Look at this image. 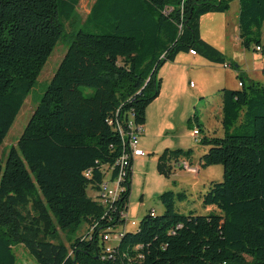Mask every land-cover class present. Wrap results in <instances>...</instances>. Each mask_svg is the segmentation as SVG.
Segmentation results:
<instances>
[{
  "label": "trees",
  "instance_id": "trees-1",
  "mask_svg": "<svg viewBox=\"0 0 264 264\" xmlns=\"http://www.w3.org/2000/svg\"><path fill=\"white\" fill-rule=\"evenodd\" d=\"M80 1L0 0V148L58 42L70 40L20 140L0 161V264H17L16 245L38 264H264V84L246 83L241 70L243 86L222 90L224 135L204 133L200 140L208 148L200 168L223 166V181L203 195V205L220 214H181L176 202L187 194L165 191L159 197L164 212L152 209L128 230L123 215L134 161L120 198L108 206L98 199L129 152L120 126L133 117L144 127L165 64L194 50L236 69L201 36L202 17L229 12L234 0H95L68 36L66 23L74 21ZM238 1L241 45L264 56V0ZM190 122L203 132L196 112ZM193 153L166 149L160 174L170 178L172 163L192 162ZM119 229L114 252L104 257V236Z\"/></svg>",
  "mask_w": 264,
  "mask_h": 264
},
{
  "label": "rangeland",
  "instance_id": "rangeland-1",
  "mask_svg": "<svg viewBox=\"0 0 264 264\" xmlns=\"http://www.w3.org/2000/svg\"><path fill=\"white\" fill-rule=\"evenodd\" d=\"M94 2L95 0L80 1L74 21L66 23L68 36L86 21ZM239 12V1L234 0L231 2L229 12L225 14L214 13L211 19H205V16L201 19L202 34L205 33L206 29L212 30V39L214 41L208 43L223 52L229 61L234 63L236 69H228L224 65L215 63V68L186 66V77L180 88L173 86L171 76L168 81L166 79L167 84L165 85L164 93L156 106H173V110L169 113L165 112L161 136L175 142L169 144L171 147L163 146L161 148L160 140L155 139L158 134L153 136L149 131H146L141 136L140 147L150 155L144 159L136 160L134 164L130 207L127 213L130 221L128 230L135 231L142 218L152 209L156 210L158 215L164 212V206L159 197L165 191L185 192L187 194L188 198L186 201L176 202L177 211L181 214L188 215L191 211H195L197 215L220 214V210L216 206L205 207L203 205V195L208 191L211 181L217 183L223 181L224 170L222 165L209 167L211 168L209 173L211 176L210 181H200L191 192L182 183L180 184L181 187H177L174 181L172 183L167 181L169 178L161 175L158 170V159L166 149L173 150L183 147L187 150L192 149L194 151L193 155L198 160L199 157L205 154L203 152L205 146L200 144L204 133L222 137L223 127L222 123H220L222 90L240 88L238 84L240 80L237 78L238 76L236 77L237 70H241L240 72L244 75L246 83H248V79H255L264 84V76H261V72H257L259 64L262 62V57L259 56L260 53H256L253 49L246 50L241 45L239 38ZM262 39L264 41V27ZM69 45L70 40L66 38L58 42L0 148V161L6 162L10 150L20 140L24 129L66 55ZM247 71H253L252 76H248ZM203 75L209 78L206 82L203 80ZM201 89H204L203 95L199 92ZM83 91L88 95L94 92L93 89L86 87L83 88ZM195 112L203 126L200 139H195L194 137V130L198 128L197 125L194 122H190ZM160 120H162V116H155L152 122H154L155 126H158ZM156 155L159 157H156ZM89 195L96 198V193L93 191H89ZM132 222H137V226H133ZM87 230L86 227L78 235H85ZM112 237L117 240L115 234H112ZM61 239L68 247L70 246L66 234L61 233ZM114 240L108 242V245L115 246L118 244ZM14 251L17 255V264H38L24 246L16 245Z\"/></svg>",
  "mask_w": 264,
  "mask_h": 264
},
{
  "label": "crops",
  "instance_id": "crops-1",
  "mask_svg": "<svg viewBox=\"0 0 264 264\" xmlns=\"http://www.w3.org/2000/svg\"><path fill=\"white\" fill-rule=\"evenodd\" d=\"M211 18H213L212 14L205 15V19H211ZM201 36H202V38L204 40H206L209 43L214 41V39H212L213 35H212V30L211 29H206L205 33H203V34L201 32ZM259 56L262 57V62H260L257 72L258 73L261 72L262 73L261 76H264V56L262 54H259ZM186 66H188V67L189 66H191V67L202 66V67H206V68H215L216 67V66H214V63H211L210 61H208L205 58L199 56L198 54L196 56H193L190 53H181V54H179L176 57L174 62L165 64L164 67L161 69V71L159 73V78L161 77V80H162L161 92H160L159 97L155 101H153V103H151V105H149L148 108H147L146 123H145V125L143 127V132H142V135L146 131L147 132L149 131L153 136L155 134H158V136L155 139H157V140L159 139L160 140L159 143L161 144V148L163 146L171 147L169 144H173L175 142L174 140L165 139V138H162V136H161V131L163 130V118H164L165 112L169 113L171 110H173V106L171 107V106H156V105L158 104V102L160 101V99H161V97H162V95L164 93L165 85L167 84L166 79L168 81V78L170 76L173 79L172 80L173 86H175L176 88H180L181 87V84L184 82L185 77H186V70H185ZM226 68H228V67H226ZM247 73H248V76H252L251 74H253V71H247ZM237 76H238V72L236 73V77ZM202 77H203V80L205 82L209 79V78H207L206 75H203ZM252 80L257 81L255 79H252ZM257 82H260V81H257ZM203 90L204 89H201L199 91L200 94H202V95H203V93H202ZM202 95H200V96H202ZM220 113H221L220 123H222V106H220ZM155 116H158V117L162 116V120H160V123H159L158 126H155L154 122H152L153 118ZM208 132H209V130H208ZM207 135L211 136L210 134H207ZM223 135H224V130H223ZM223 135H221V136H223ZM141 136H140V139H141ZM176 149H173V150H176ZM178 149L187 150V149H185L183 147L178 148ZM207 150H208V148L205 147L203 152L206 153ZM149 155L150 154H148L146 152V156L145 157H139V158L135 159L134 160V164H135L136 160L144 159V158H146ZM153 155H154V153H153ZM156 157H159V156L156 155ZM201 157H199V159L196 160L195 155H193V157L191 159L192 163L194 165H199ZM133 168H134V166H133ZM210 172H211V168H207V169H203L202 168L200 173H199V175L195 176V175L188 174V173H186L184 171H181V170H174L173 174L171 175V177L169 179H167V181H169L170 183H172V181H174V183L176 184L175 186H177V187H181L180 184L182 183V185H185V188H187L188 190H190L192 192L194 190V188L197 187L196 185L200 181H204V182L206 180L210 181V177H211L210 174H209ZM211 182H213V181H211ZM167 187H169V186H167ZM129 207H130V204H129ZM209 209H211V208H209ZM129 225H130V221L128 219L127 228L129 227Z\"/></svg>",
  "mask_w": 264,
  "mask_h": 264
},
{
  "label": "built area",
  "instance_id": "built-area-1",
  "mask_svg": "<svg viewBox=\"0 0 264 264\" xmlns=\"http://www.w3.org/2000/svg\"><path fill=\"white\" fill-rule=\"evenodd\" d=\"M258 50H260V48ZM190 54L193 56L197 55L196 51L194 50H191ZM239 86L242 87L243 84L239 83ZM120 131H121L122 136L127 139V142L129 145V152L124 154L116 163V167L119 166L122 169L119 176L116 178H112L111 174H109L105 182L102 184V189H101V192L99 193L98 199L105 206H108L110 203H113L114 201L120 198L121 193L124 191L122 182L126 178V175H127L126 169L127 167H129L131 161H134L135 159L139 157L146 156V152L140 148V136L142 135L143 127L137 126L133 120V117H131L126 127L120 126ZM200 135L201 134L199 133V130L195 129L194 137L196 139H199ZM172 164L175 170H181V171H184L188 174L195 175V176L199 175L201 171L200 165H194L189 159L185 157H181L177 159ZM116 167H113V170ZM87 176H89V174ZM152 215H154V212H152ZM123 217L126 218L127 223H128L127 214H124ZM132 225L136 226V222H132ZM121 232H122V229H119L111 233H108L107 235L104 236V240H105V246H104V251H103L104 257L111 255L114 252V247L117 245V244L115 246L108 245V242H110L111 240H114V238L112 237V234H115L116 239H117L114 241L119 242L120 237H121Z\"/></svg>",
  "mask_w": 264,
  "mask_h": 264
}]
</instances>
